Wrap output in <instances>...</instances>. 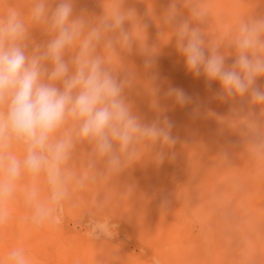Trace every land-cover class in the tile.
<instances>
[{
  "label": "clouds",
  "instance_id": "1",
  "mask_svg": "<svg viewBox=\"0 0 264 264\" xmlns=\"http://www.w3.org/2000/svg\"><path fill=\"white\" fill-rule=\"evenodd\" d=\"M74 3L34 0L27 21L14 9L0 15V226L11 219L9 204L22 184L32 226L60 223L70 191L94 179L67 168L78 142L91 145L89 167L112 173L139 161L141 145L157 149L151 158L161 165L177 143L174 123L158 104L153 105L158 115L151 122L134 110L126 95L134 73L121 77L109 60V54L122 57L139 45L145 69L153 67L156 50L135 35L137 26L144 32L146 28L135 10L118 4L92 17L84 11L77 14ZM207 15L199 0H170L158 19L168 29V42L174 39L186 70L203 76L209 86L218 82L216 98L231 102L233 114L240 113L242 106L235 105L245 99L264 109V86L258 84L264 78V15L238 24L227 44L234 56L231 64L226 63L222 44L203 30ZM126 24L132 25L130 30ZM30 25L41 28L47 39L35 42ZM166 95L180 107L192 102L180 88H169ZM41 178L46 197L41 194ZM89 226L97 239L110 237L117 227L108 219L93 220ZM5 264L32 261L23 247H15Z\"/></svg>",
  "mask_w": 264,
  "mask_h": 264
},
{
  "label": "rangeland",
  "instance_id": "2",
  "mask_svg": "<svg viewBox=\"0 0 264 264\" xmlns=\"http://www.w3.org/2000/svg\"><path fill=\"white\" fill-rule=\"evenodd\" d=\"M192 2L184 0L186 4ZM92 5L93 0H75L74 9L77 14L89 10L92 17L98 16ZM149 13L137 15L146 25L145 32L139 26L134 31L141 42L145 40L149 48H156L153 67L145 69V57L137 45L122 57L109 54L110 63L121 70V77L129 72L147 77L161 74L165 81L178 83L191 73L176 60L177 51L168 53L173 46L172 41L168 42V30L155 17L150 18ZM231 52L226 51L227 57ZM140 79L143 78L134 77L126 95L134 110L151 122L158 113L146 104L149 98L139 93L137 86L147 84ZM258 84L264 86V78ZM163 85L159 88L174 87ZM203 85L221 107L220 117L229 123L238 122L255 137L256 156L239 140L226 144L227 151L221 152L194 144L187 135L195 129L200 131L199 126L182 121L184 114L179 108L175 115L171 111L176 120L173 135L177 143L155 174L154 183L143 177L145 146H139V161L129 163L120 173H112L99 166L89 167L91 145L87 141L78 142L67 168L76 175L88 173L94 179L70 191L62 205L59 224L40 229L34 228L28 219L30 213L23 202L22 184L9 204L11 219L0 226V264H5L7 253L15 247H23L32 264H264V147H257L264 143V134L261 126L249 121V115L233 114L231 102L216 98L218 82ZM257 107L247 103V114ZM21 152L17 148V153ZM209 171L216 173V177H207ZM40 187L46 197L48 190L43 178ZM211 189L215 197H222L220 201L217 197L212 202L205 199ZM96 219H108L117 226L110 237L95 238L89 225ZM204 245L206 249L202 252Z\"/></svg>",
  "mask_w": 264,
  "mask_h": 264
},
{
  "label": "bare ground",
  "instance_id": "3",
  "mask_svg": "<svg viewBox=\"0 0 264 264\" xmlns=\"http://www.w3.org/2000/svg\"><path fill=\"white\" fill-rule=\"evenodd\" d=\"M33 2L34 0H0V7H2L0 8V12L5 14L9 10L14 9L19 11L27 21ZM169 2L170 0H164V2L161 0H93L91 9H93V12L100 16L103 14L104 10L107 12L114 6L123 4L122 6L125 9H134L136 16L151 11V13H149V17H155L157 21H159L158 18L169 6ZM201 4L207 9L208 13L206 21L203 25V30L205 34L211 38H209L210 40L222 44L225 54L228 49L232 51L227 44L230 36L233 34L239 23L242 20L251 19L257 15H264V0H247V2H241L240 0H203ZM83 11L89 16H92L89 10ZM0 15H2V13H0ZM126 25L127 26L125 28L130 29L132 27L131 24ZM30 27H33V30L31 31V38L35 42L41 43L47 39L41 28L31 25ZM171 41L173 46L172 49H169L168 53L170 55L176 52L175 41ZM178 57L179 58L176 60L181 62V64H184L183 58H180V55ZM228 59H230V62ZM233 60V55L226 57V63L228 64H231ZM137 75L143 78L140 79L141 83H147L145 85L146 88L140 86V84L137 86L139 93L142 92L146 98H149L146 104L149 103L152 107L154 103L158 104L159 109L166 114L173 121V123H175L176 120H174L175 117L171 115V111H173L175 115V111L179 108L181 109L180 112L184 114V119L182 121L186 120L191 123L193 127L199 126L198 128L200 131L195 129L191 135H187L194 144L198 143L204 148L208 147L213 151L221 152L227 151L226 144L228 145L231 141L239 140L242 142L243 146L250 148L248 151L252 152L254 156L257 155L255 137L248 131L244 130L242 125L238 122L229 123L220 117L221 107H219V104L213 100V94L207 92V90L202 87L206 82L203 76L197 78L192 74H188L186 79L183 78L178 83H173L169 80L165 81L163 75L161 74L148 77L146 74H141V76L136 74L134 77H137ZM161 83H164L163 86L165 87L166 85H172L175 88L183 89L185 93L192 98V102L184 107L176 105L174 101L166 95L168 90L159 88ZM246 101L247 100L245 99L241 102L243 106L240 112L246 117L249 115L248 118L251 123L256 126H261L262 134H264V109L257 107L255 110L250 111V114H247ZM235 106L241 108L240 103H237ZM155 111H157L156 108ZM144 148L146 149V155L143 162V177L146 178L147 181H150V183H154L155 174L160 171L161 165H157V163L151 158V151H156V149ZM247 175L251 176L250 173H247ZM208 176L213 179L216 177V173L209 171L207 172V177ZM250 182L256 187L253 180H250ZM210 191L211 193H208L207 196H205L206 200L212 202L215 201L216 197L217 200H221L222 197H219L218 195L215 197L213 189ZM219 194L221 195V192H219ZM204 248L206 249L205 245L202 252H204Z\"/></svg>",
  "mask_w": 264,
  "mask_h": 264
}]
</instances>
